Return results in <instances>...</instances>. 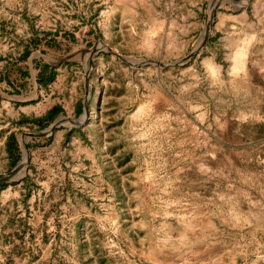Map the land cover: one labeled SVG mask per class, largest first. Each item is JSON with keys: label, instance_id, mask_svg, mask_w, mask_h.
<instances>
[{"label": "rangeland", "instance_id": "374dc122", "mask_svg": "<svg viewBox=\"0 0 264 264\" xmlns=\"http://www.w3.org/2000/svg\"><path fill=\"white\" fill-rule=\"evenodd\" d=\"M36 33L35 60L60 80L21 108L81 103L94 50L89 120L27 139V163L20 142L0 190V264H264V0H0L9 80ZM32 84L13 95L0 78V173L14 167L2 134L23 119L9 98H32Z\"/></svg>", "mask_w": 264, "mask_h": 264}, {"label": "crops", "instance_id": "0c3cea01", "mask_svg": "<svg viewBox=\"0 0 264 264\" xmlns=\"http://www.w3.org/2000/svg\"><path fill=\"white\" fill-rule=\"evenodd\" d=\"M59 33H61V32L59 31ZM36 36H37V33L36 34H32L31 38H34ZM26 46H28V50H30V53H29L28 57L25 60H18L20 58H17L16 60H17V62L18 61L25 62V64L27 65L26 66L27 68L24 69V70L21 69L20 67H17L16 70L12 69L15 72V74L18 76V79L16 80L18 82H14L12 80H9V75L8 74L10 72V69L8 68V66H5L3 71H0V78L2 80H4L5 82H7V88L6 87L4 88V85H3L2 89L3 90L6 89L7 93H12L13 95L22 94L24 89H25V87H26L25 81H29V79H31L32 83H34V85L32 84V93H31V94H33L32 98H31V96L29 98H24V99L9 98V99H11L13 101V106H15L16 104L20 105L17 108H19L20 113H21V117L23 119L20 118L21 120H19L17 118V120L15 122H12L10 124V126L7 127L4 130V132L2 134V141H1V144H3L4 149H5V141H6V138L8 137L9 134L13 133L15 135V137L18 139L19 144H20V142H21L20 139H21V135H22L23 132H29L31 127L32 128H41L40 125H38L37 122L34 121V119L36 117L43 116L46 113V111L53 105L49 106L43 114L37 115L35 113L34 116H31V117H30V114H29L31 112V110L30 109H22L21 105L22 104L23 105H30V103L33 101V98H36L38 95L39 96H43L44 94H47L46 91L50 90L51 85L55 81H59L60 80L59 79L60 72L58 71V68L56 66H53V65L50 64L56 70V74H55V78H54L53 82H51L48 85H40V84H38L37 80H36V74H37L38 69H36L35 66H34V68H35L34 76H33V73H31V65L32 64L34 65V63L36 62V60L34 58V51H33L35 49V47H31V44L29 42H25L23 44L21 50L18 51V57L21 56V54L24 51ZM40 53H41V51H40ZM41 55H42V53H41ZM42 63H47V62H44V60H43ZM47 64H49V63H47ZM0 94H2V97H5L3 95V92L2 93L0 92ZM83 100H82V112L81 113H83ZM17 101H19V103ZM78 105H79V101H78V99H75V101L72 104L71 109L69 111H66L64 109L63 112H65L66 114H69V115L72 112L74 115H76L77 114ZM80 114H78V115H80ZM16 132H19L20 137H17ZM9 160H10V158H9ZM9 163H10V161H9Z\"/></svg>", "mask_w": 264, "mask_h": 264}, {"label": "trees", "instance_id": "16d2710c", "mask_svg": "<svg viewBox=\"0 0 264 264\" xmlns=\"http://www.w3.org/2000/svg\"><path fill=\"white\" fill-rule=\"evenodd\" d=\"M57 34H59V31L55 30V35ZM60 36L64 37V39L66 36V38L68 37V40L70 41L75 40L74 34L69 33V32H65V31L61 32ZM42 38L34 37V38H31L28 42L31 44V47H37L40 44V41H42ZM43 40L46 41L47 46L49 47L55 46L54 39L45 38ZM29 53H30V50H28V46H26L21 56L18 57L20 58L18 60H25L28 57ZM34 66L36 69H38L37 74H36V80L38 84L48 85L51 82H53L55 78V74H56V70L54 69L53 66L47 63H40L37 61L34 63ZM81 112H82V102L79 103L77 107V114H80ZM61 113H63L62 107L60 105L55 104L51 106L43 116L36 117L34 121L37 122V124L40 125L41 128H44L45 126L52 123L56 119V117L60 115ZM75 129L76 128L70 129V132H72ZM5 149H6L8 157L10 158L11 165L14 166L20 158V144H19L18 139L15 137L13 133L9 134L8 137L6 138ZM27 178L28 176H25L24 178L21 179V181L25 182ZM15 183L16 182H13L12 184H15ZM7 185H8L7 182L0 181V190L4 189Z\"/></svg>", "mask_w": 264, "mask_h": 264}, {"label": "water", "instance_id": "95a60500", "mask_svg": "<svg viewBox=\"0 0 264 264\" xmlns=\"http://www.w3.org/2000/svg\"><path fill=\"white\" fill-rule=\"evenodd\" d=\"M235 2H238L239 0H233ZM213 18H214V9L210 10L209 12V16H208V20H207V25L208 28L211 29L212 24H213ZM208 35L205 36L204 39H202V41H200V43L184 58L178 60V61H174L172 63H170V66H174V65H178L182 62H184L185 60L189 59L190 57L194 56L196 51L205 43V41L208 39ZM104 47L112 54L116 55L121 61H123L124 63L130 65V66H135V65H139V64H145V63H149L151 62V60H135V59H130V58H126L120 54H118L117 52H115L112 48L108 47L107 45H104ZM94 53V50L91 51L90 54V58H89V64H88V68L85 71V76H84V88H85V97L83 100V119L81 121L79 120H73L70 119L68 117H58L56 118L47 128L45 129H41L37 132H23L21 135V144L22 147L24 149V153L26 155V163L28 162V158H29V154H28V145L26 140L28 138H41V137H45V136H49L56 127H58L61 124L62 120H67L70 122V124L74 127L76 126H80L85 124L88 120H89V103H88V94H89V84H88V76H89V72H90V66H91V60H92V55ZM161 65H164L162 63H159ZM21 162H18L14 165V167L5 173H0V181H8L11 180L13 178V175L15 174V172L17 170H19V168L21 167Z\"/></svg>", "mask_w": 264, "mask_h": 264}, {"label": "bare ground", "instance_id": "6f19581e", "mask_svg": "<svg viewBox=\"0 0 264 264\" xmlns=\"http://www.w3.org/2000/svg\"><path fill=\"white\" fill-rule=\"evenodd\" d=\"M21 164L23 165V162H21ZM22 165H21V167H22ZM21 167H20V168H21ZM20 168H19V170H20ZM19 170H17V171L15 172V174L13 175V177H15V175L17 174V172H18Z\"/></svg>", "mask_w": 264, "mask_h": 264}]
</instances>
